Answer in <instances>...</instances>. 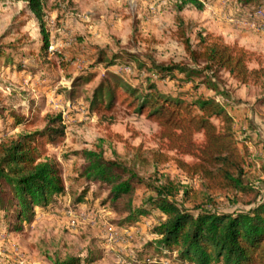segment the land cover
<instances>
[{
  "label": "rangeland",
  "instance_id": "obj_1",
  "mask_svg": "<svg viewBox=\"0 0 264 264\" xmlns=\"http://www.w3.org/2000/svg\"><path fill=\"white\" fill-rule=\"evenodd\" d=\"M197 1L201 9L188 5L177 11L179 0H41L48 46L40 55L42 27L27 2L0 0V143L38 132L33 142L38 160L55 164L64 188L63 195L45 209L35 208L17 228L11 222L5 226L0 213V264H133L141 253H153L147 243L157 238L153 228L160 213L149 209L128 223L112 213L101 202L104 189L82 175L83 150L128 167L134 176L135 206L155 196L154 186L172 182L181 189L169 199L191 208L182 201V187L198 188L201 180L175 162H191L189 155L167 150L157 125L120 95L109 108L103 102L90 109L93 88L111 72L131 84L151 76L166 90H186L188 98H215L231 115L236 138L247 148V181L264 186V101L259 86L241 84L221 71L215 82L223 93L219 96L205 82L208 74L181 83L159 79L157 68L151 69L152 61H187L177 18L193 44L199 32L209 31L253 52L249 67L264 66V0L246 7L238 0ZM256 9L263 11L262 18L249 17ZM113 56L130 60L108 65ZM141 62L145 65L138 67ZM57 117L58 124L52 123ZM58 125L62 134L52 131L50 138L47 128ZM195 138L200 140V134ZM153 152L166 154L168 160L156 163ZM209 195L219 208L249 197L233 191ZM79 196L83 199L78 201ZM174 258L172 253L158 262L189 264Z\"/></svg>",
  "mask_w": 264,
  "mask_h": 264
},
{
  "label": "trees",
  "instance_id": "obj_2",
  "mask_svg": "<svg viewBox=\"0 0 264 264\" xmlns=\"http://www.w3.org/2000/svg\"><path fill=\"white\" fill-rule=\"evenodd\" d=\"M24 1L40 21L43 32L40 55L45 54L48 34L44 29L41 0ZM238 1L243 7L259 2ZM188 5L202 7L197 0H179L176 9L180 11ZM177 25L187 61L161 65L150 62L151 69L157 68L159 79L170 77L190 83L192 75L208 74L205 82L215 94L222 96L215 82L218 73L226 71L241 84L259 86L264 101V66L249 67L253 52L228 44L205 30L197 34V42L193 44L179 18ZM116 57L113 56L108 65L130 60ZM144 65L141 62L138 67ZM118 95L157 125L158 136L167 150L192 158L191 162L178 158L175 162L186 174L201 180L198 188L182 187V201L192 205L189 209L169 199V195L181 189L172 182L154 186L155 196H149L146 204L141 202L135 206L134 176L128 167L105 159L99 152L82 151L86 162L82 175L104 189L101 202L112 213L123 216L127 223L147 214L149 209L160 213L153 228L157 238L147 243L153 253H141L133 264H159L160 258L172 253H175V260L189 264H264V186L254 187L247 181V148L236 138L233 119L224 106L213 97L200 95L192 99L187 97L186 90H166L151 80V76L131 84L111 72L93 88L89 107L94 110L106 102L103 107L109 108ZM58 122L59 117L52 121ZM62 128L60 125L47 128V133L49 137L52 131L61 135ZM37 134H24L0 143V213L5 226L11 222L10 225L19 227L23 220L33 216L35 208L45 209L57 196L64 194L55 164L51 160H38L33 145ZM196 134H200V140L195 138ZM153 157L156 163L168 160V156L160 152H153ZM220 191L249 197L241 204L232 200L231 206L219 208L209 192ZM82 199L83 196L77 198L78 201Z\"/></svg>",
  "mask_w": 264,
  "mask_h": 264
},
{
  "label": "built area",
  "instance_id": "obj_3",
  "mask_svg": "<svg viewBox=\"0 0 264 264\" xmlns=\"http://www.w3.org/2000/svg\"><path fill=\"white\" fill-rule=\"evenodd\" d=\"M248 15H249V17L260 19L263 17V11L261 9H256L255 11H253L252 13H250ZM261 30H263V32H264V23H263V25L261 24Z\"/></svg>",
  "mask_w": 264,
  "mask_h": 264
},
{
  "label": "crops",
  "instance_id": "obj_4",
  "mask_svg": "<svg viewBox=\"0 0 264 264\" xmlns=\"http://www.w3.org/2000/svg\"><path fill=\"white\" fill-rule=\"evenodd\" d=\"M209 32V31H208ZM224 42H226V41H224ZM226 43H228L229 44V42H226Z\"/></svg>",
  "mask_w": 264,
  "mask_h": 264
}]
</instances>
